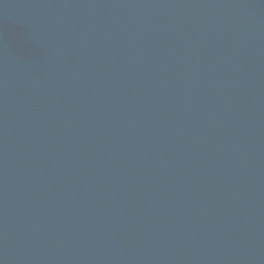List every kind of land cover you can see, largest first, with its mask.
<instances>
[{
  "label": "water",
  "instance_id": "obj_1",
  "mask_svg": "<svg viewBox=\"0 0 264 264\" xmlns=\"http://www.w3.org/2000/svg\"><path fill=\"white\" fill-rule=\"evenodd\" d=\"M0 264H264V0H0Z\"/></svg>",
  "mask_w": 264,
  "mask_h": 264
}]
</instances>
